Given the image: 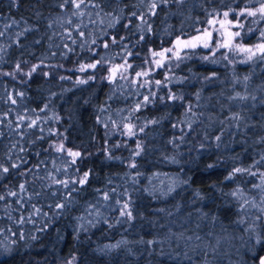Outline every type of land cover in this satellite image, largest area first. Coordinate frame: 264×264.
<instances>
[{"label": "snow or ice", "instance_id": "obj_1", "mask_svg": "<svg viewBox=\"0 0 264 264\" xmlns=\"http://www.w3.org/2000/svg\"><path fill=\"white\" fill-rule=\"evenodd\" d=\"M9 7L19 18L0 15V264L52 232L60 243V224L84 248L62 264H264V0ZM97 86L106 98L84 132L79 108L58 106ZM192 159L216 181L194 188Z\"/></svg>", "mask_w": 264, "mask_h": 264}, {"label": "trees", "instance_id": "obj_2", "mask_svg": "<svg viewBox=\"0 0 264 264\" xmlns=\"http://www.w3.org/2000/svg\"><path fill=\"white\" fill-rule=\"evenodd\" d=\"M21 11H23L24 14L27 15V8ZM0 15H4V16L12 15L15 18H19L18 11L16 9L9 7V0H0ZM193 15H196V13L194 12ZM171 22L174 25H176L177 24L176 18H173ZM196 67H198L200 71H203L204 67H213V66H196ZM248 70H249L248 66H243V65L237 66V71L241 72L242 74ZM221 71H223V69H221ZM99 87L100 86H97L95 95H92L91 93H84L82 96H80L79 99H75V93L70 92L65 97V100L71 97L72 99L70 100V102L58 106V107H64L65 109L71 108L74 111L79 108L80 114L83 115L84 117V119L80 121L81 127L84 132H87L88 129L93 126V121L89 119V117L94 115V110L92 106L98 103H102L104 99L106 98L105 93L107 89H104V92H101L99 91ZM215 91H219V88H216ZM211 94L212 92L205 90V93H204L205 96H208ZM88 97H91L90 106L80 107V101ZM206 111L216 114L215 111L211 108V106H209L206 109ZM77 119H79V117H77ZM195 142L196 141L193 140V143ZM164 170L172 171L173 169L166 168ZM189 175H191L193 177V180L195 181V183L193 184L194 188H203L204 185L215 182L217 179L216 176L209 177L206 174H201V173H195V174L189 173ZM152 203L153 205L160 204V206H163L162 202H159V201H153ZM58 227L64 233V237H65L64 240H62L60 243L57 244L56 243V233L52 232L50 236H46L39 243H36L33 248L28 250L30 255L24 253V251L22 250L21 254L17 256L15 260H10L9 264H33V262H40V264H43L45 259H47L48 264H62V261L60 258L68 257L70 253H75L77 256H79L80 253L84 251V248L81 247L77 249L76 247H74L75 240L71 235V231H72L71 228H65L63 224L58 225ZM124 236L127 237L129 240H135L138 238L135 236H129L127 233H124ZM145 238H151V237H145ZM119 239H121V236L119 234L110 236L108 239H104L103 237L99 235L92 237V240L94 242L93 246H95V243H99L101 241H103V243H114L116 240H119ZM21 244H23V242H21ZM132 246L138 247L135 245H132ZM84 247H87V245H85ZM50 252L52 254H49ZM88 256H89V259L91 260V256H92L91 252L88 253Z\"/></svg>", "mask_w": 264, "mask_h": 264}, {"label": "clouds", "instance_id": "obj_3", "mask_svg": "<svg viewBox=\"0 0 264 264\" xmlns=\"http://www.w3.org/2000/svg\"><path fill=\"white\" fill-rule=\"evenodd\" d=\"M195 152H193V156H195ZM209 163L208 161H203V160H196V159H192L191 160V163H186L185 164V167L188 169V172L189 173H201V174H206L207 176H209V172L207 170V168L205 167V165ZM190 179H193V177L190 175L189 177ZM192 189L189 188L187 190H184L182 192V195L183 196H186L188 197L189 199L191 198L190 197V193H191ZM204 191H207V190H204ZM212 191H215L214 189Z\"/></svg>", "mask_w": 264, "mask_h": 264}]
</instances>
